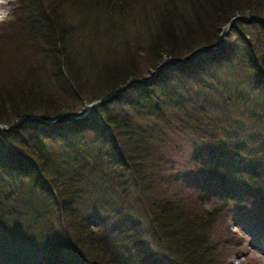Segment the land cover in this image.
Returning <instances> with one entry per match:
<instances>
[{"label":"trees","instance_id":"16d2710c","mask_svg":"<svg viewBox=\"0 0 264 264\" xmlns=\"http://www.w3.org/2000/svg\"><path fill=\"white\" fill-rule=\"evenodd\" d=\"M15 3L14 20L28 34L21 50L28 58L31 49L42 53L41 65L23 61L21 70L14 67L17 76L0 83V123L25 115L0 128V239L10 248L28 243L26 253L39 259L22 257L25 264H99L98 256L104 264H232L217 227L233 217L253 222L252 236L264 238V142L253 131L230 129L231 116L246 114L247 94L256 93L255 108L264 112V20L249 32L242 26L248 21L235 18L229 25L236 36L216 42L231 17L264 18V0ZM143 32L151 65L168 58L150 81L134 69ZM171 63L179 72L173 81L164 73ZM229 69L250 85L216 88L218 71ZM128 81L85 115H66L81 114L86 103ZM51 139L56 150L46 146ZM169 150L185 158L182 167ZM159 155L170 168H154ZM112 188L121 189L120 203L133 197L139 208L129 213L114 199L113 212L104 209L93 223Z\"/></svg>","mask_w":264,"mask_h":264},{"label":"rangeland","instance_id":"374dc122","mask_svg":"<svg viewBox=\"0 0 264 264\" xmlns=\"http://www.w3.org/2000/svg\"><path fill=\"white\" fill-rule=\"evenodd\" d=\"M15 2H16V0H7V3L5 5H0V10H4L6 8L12 10L16 5ZM18 6H20V5H18ZM246 14H248V13H246ZM11 15L13 17L11 23H6L4 25H0V83L1 84L4 83V80H7L9 76H12V77L17 76V71L14 67L19 65V68H20L21 63H23V61L36 62L39 65H41L40 64V59H41L40 54H42V53L40 50H38V52L35 53L33 51V49H31L30 55H29L30 58H28L25 51L21 50L23 48V46L27 45L26 40H28V34L24 30L25 28L22 26V24L20 22H15V20H14L15 16L12 14V12H11ZM252 15H254V14H252ZM260 17H263V16H260ZM256 22H257L256 20H250L246 23H242V26H243V28L247 29L249 32H254L256 30L255 29L256 25L254 23H256ZM147 31H149V28ZM146 32H143L141 34L142 38H141L140 45H139L140 51L134 52V54L136 52H138L137 55L134 56L135 57L134 58V69L140 75L144 72L142 74V75H144L143 78L150 77V79H151L153 76L152 74L156 70L157 66H153L150 63L151 57H150V54L148 53V51H151V50H150V47L147 46L148 42L146 41L145 36L148 33H146ZM230 35H232V37H235L236 33H235L234 29L230 25H228L225 28L224 32H221V30L219 31L218 38L216 39V42L218 43L220 41V38H222V36H225L226 38H228ZM82 37L83 36H80V38H82ZM225 37H224V39H225ZM145 46H147V48L145 50H143V48H145ZM82 47H84V46H80V48H82ZM151 49H152V47H151ZM141 50H143V52ZM181 54H183V53H181ZM208 56L209 55H205L204 56L205 58H201V57L200 58L202 60L207 59L208 62H214L213 59H215V58H211ZM185 57H186V55L180 56L179 59L181 58V60H182V59H185ZM194 60H196V59H194ZM81 61H85V60H81ZM161 62L162 61H160L159 63H161ZM225 66H227V65H225ZM170 68H172V69L170 70ZM176 68H177V66L171 63L168 68L164 69V73H166L165 76H167V74H168L170 81H173V77L176 76V74H179V72L176 70ZM4 70H6V72H7L6 75H4ZM20 70H21V68H20ZM245 71H246V69H245ZM218 73H219V76L215 77V81H216L215 87L216 88L218 87L219 83L222 84V87H220V89H223V90L227 89V88L232 89V90L238 89L241 87L247 88L250 85L249 82H246V81H244V83L240 84V82L237 81L240 77V73L234 69H229L228 71L221 70L220 72L218 71ZM247 74H248L247 79L250 80L251 77H253L252 76L253 74L250 72ZM146 81H150V80H146ZM149 85L151 87L154 86V84H152V85L149 84ZM149 85L143 86V85L138 84L137 86H135V88H137V87L148 88ZM155 89L159 90L158 87H155ZM244 91H248V90L245 89ZM237 94L240 95V93H237ZM255 94L256 93L252 92V93H249V94L242 97V99H245L244 103L246 105V108H245L246 114H244L243 117L239 116L238 117L239 120H238V118L233 119L231 116L230 117L231 123L235 122L234 123L235 128L232 127L230 129H231V132L234 134H240V133L246 132V129H247V132L253 131V132H255L253 135H255V137L258 136V141L264 142V112L261 111L260 106L255 108V104L258 102V97ZM126 95L131 96L130 93H127ZM105 100H107V99H105ZM105 100H103L99 103H102ZM88 103H86V106ZM127 105L128 104L124 103V106H127ZM86 106L84 105V107H86ZM0 124L10 125V124H7L5 122L0 123ZM241 135H243V134H241ZM46 146L51 150H56L58 143L55 139H51V140H47ZM154 152L158 153V152H160V150H157L155 148L153 153ZM165 153L172 156V158L175 162L176 168L182 167L184 165L183 161L185 160V158L182 155L174 156V153L170 150L165 151ZM163 156L166 157L165 155H163ZM163 159L164 158L161 156H160V159L156 158V160L153 162L154 168L159 167V170H160V166H162L164 168V166L167 165V162L165 159L164 160ZM164 161L166 163H164ZM166 168L168 169V168H170V166L168 165V166H166ZM100 174H101V171H97L93 175L95 177H97ZM88 175H86V176H88ZM126 175H128L126 177V182H127L128 186L131 188L130 191H131V193H135L134 190L137 191V189H139V188H137L138 186L135 188V183L133 181L132 174L128 171V173ZM244 177L246 178L247 176H244ZM200 179H202L201 176H200ZM160 182L161 181H159V184H160ZM88 190L89 189H85V192H87ZM111 191L115 192V194L114 195L113 194H106L105 195L103 201L99 204L100 208L97 207L98 217L96 216V219H93V221H92L93 223L94 222L99 223V220H100L99 216L104 213V211H103L104 209H106L105 211L108 210L110 213L113 212L112 207H110V206L112 205V202L114 199H116V201H119V203H120L121 195L116 194V192L121 191V189L112 188ZM138 200L139 199H137V201H135L133 199V197L125 198V200L122 201V203H120V205L123 207V209L126 208V210L129 211V213H130V212H133L134 208L139 206L138 203L140 201H138ZM52 216H53V214H52ZM121 217L126 218V221H127V217H129V216H128V214H126V215L121 214ZM239 218L240 217H238V218L233 217L232 220L229 221V223H228V221H224V222H222V224L220 226L218 225V227H217V230L219 228L220 234L223 235L222 238L229 245V247H227L228 249H225V250H227V253H226L227 256L225 257L226 260L230 261V263H232V264H264V238L263 237L260 238V239H262L260 241L256 240L257 238L252 236L253 232H255L254 223L251 221H248V220H244V219H242V217H241V219H239ZM225 220H227V219H225ZM237 220H240V221H237ZM227 226H228V228H227ZM52 227H53V229L55 227L59 231V229L57 228L55 223H53ZM72 227L74 228V225H72ZM103 227L104 226H98V230H101ZM2 228L3 227L0 225V229H2ZM133 228H136V227H133ZM112 232L113 231H111V230L105 231L107 236H114ZM131 232H127V235H125V237L126 238L130 237V238H134L135 240H138L139 235H141V234L138 233L139 235L136 236L137 235L136 232H134V233H131ZM74 235H76L75 232H74ZM237 242L241 243V246H239ZM8 243H9V240L7 238L0 239V256H1L0 257V264H15V263L16 264H25V261L23 259H21L22 257L23 258L29 257L33 261V263H37V260L39 259L38 255L34 252L26 253V251H25V250H28L31 248V246L28 243L23 241L20 243V245L12 247V248H10ZM237 246H239V247H237ZM234 247H235V250H234ZM36 248H37L36 246L33 247L34 250ZM139 248L141 249V251L146 250L145 246L142 247L140 245ZM147 248H148V246H147ZM155 248H154V250H155ZM155 252L158 255L162 254L161 252L158 253L156 250H155ZM10 254L14 255L15 257L14 258L11 257ZM87 254H89V253H87ZM127 255H129L128 252H127ZM98 258H100L99 264H104L102 262L101 257L98 256ZM114 264H116V262H114Z\"/></svg>","mask_w":264,"mask_h":264},{"label":"water","instance_id":"95a60500","mask_svg":"<svg viewBox=\"0 0 264 264\" xmlns=\"http://www.w3.org/2000/svg\"><path fill=\"white\" fill-rule=\"evenodd\" d=\"M235 18L242 19V20H244V21H250L251 19H255V20H257V21H262V20H264V18H261V17H258V16H254V15H235V16L231 17L230 20L226 23V25H224V26L222 27L221 32H224L225 28H226V27L230 24V22H231L233 19H235ZM215 45H216V44H215ZM215 45H214V46H215ZM214 46H213V47H214ZM202 47L205 48L204 46H202ZM166 60H167V59L164 58V59L162 60V62L159 63V64L157 65L156 70L153 72V74L156 73V71H157L158 68L161 66V64H162L164 61H166ZM143 79H144V80H149L150 77H146V78H143ZM128 83H129V81H128L126 84L122 85L121 87L117 88L116 90H113L112 92L108 93L107 95H105V96H103V97H100V98H98V99L92 100L91 102H89V103L87 104L85 110H84L81 114H71V113H66V115H68L69 117H72V118H78V117H81V116L85 115V114L88 112V110L90 109V107H91L92 105H94V104H96V103H99V102H101V101L107 99V98H108L110 95H112L115 91L124 88ZM60 115H61V114H58L57 116H54V117L45 118V120H54L56 117H58V116H60ZM30 116H31V117H38V116H36V115H30ZM23 117H25V115H21V116H20L18 119H16L15 122H14L13 124H11V125L0 124V128H8V127H10V126H12V125L18 123Z\"/></svg>","mask_w":264,"mask_h":264},{"label":"clouds","instance_id":"9594fccd","mask_svg":"<svg viewBox=\"0 0 264 264\" xmlns=\"http://www.w3.org/2000/svg\"><path fill=\"white\" fill-rule=\"evenodd\" d=\"M7 3V0H0V5H5ZM12 15L11 10L6 8L4 10H0V25H4L6 23L12 22Z\"/></svg>","mask_w":264,"mask_h":264}]
</instances>
